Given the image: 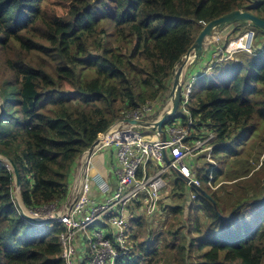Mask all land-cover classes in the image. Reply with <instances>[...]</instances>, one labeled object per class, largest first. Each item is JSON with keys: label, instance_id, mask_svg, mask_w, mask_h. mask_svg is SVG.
<instances>
[{"label": "trees", "instance_id": "trees-1", "mask_svg": "<svg viewBox=\"0 0 264 264\" xmlns=\"http://www.w3.org/2000/svg\"><path fill=\"white\" fill-rule=\"evenodd\" d=\"M238 9L264 19V0H0V72L7 76L0 88V156L17 165L24 204L67 200L94 141L147 101L165 104L177 67L205 24ZM235 24L241 35V26H253L263 47L232 59L209 50L189 67L210 68L195 83L189 109L198 132L217 134L215 181L246 151L244 137L264 147V30ZM188 117L179 108L170 123ZM8 166L0 158V264H66L60 242L66 226H40L20 211ZM209 166L199 169L196 199L180 183L181 202L165 197L162 203L163 214L188 216V238L168 231L175 243L158 242L162 234L150 235L156 219H142L129 206L135 248L117 264H264V162L241 182L224 185L222 191H232L224 199L208 184ZM197 202L206 223L192 218Z\"/></svg>", "mask_w": 264, "mask_h": 264}, {"label": "built area", "instance_id": "built-area-1", "mask_svg": "<svg viewBox=\"0 0 264 264\" xmlns=\"http://www.w3.org/2000/svg\"><path fill=\"white\" fill-rule=\"evenodd\" d=\"M250 37H253L252 31L238 39V41L245 40L242 46L232 42L226 48L227 57H232L233 53L239 49L248 48L249 51H252L250 48L253 40L249 42ZM195 80L196 77H193L183 90L180 107L189 114L186 123L168 122L163 128V132L156 130L155 137L135 130V126H144L132 123L129 121L130 119L145 120L147 115L157 111L158 103L147 101L140 107L127 112L116 131L104 139L98 150L111 147L113 144L119 148L118 163L114 166V173L118 179L117 189L113 195L107 196L103 201L95 199L91 194L94 179L88 171L80 196L70 210V202L67 200L61 203H47L37 208H28L24 202H20L21 206H18L23 214H28L38 220L51 218V222L62 223L66 226V229L60 233L62 257L66 264H80L76 239L80 235L84 238V232L93 225H96V230L94 232L95 239L91 241V259L85 264H117L118 260L130 254L131 250L135 248L136 228L129 224L128 203L140 201L138 211L146 213L151 219L156 213L157 216L162 215V203L164 198L168 197L169 192L165 189L174 186L171 179L174 174H180L190 187L202 185L194 166L188 170L187 160L189 158L203 157L211 163L209 184L212 185L214 170L218 166V162L213 159L214 141L217 135L213 130L198 132L194 128L195 120L189 105ZM170 103L169 98L164 105L165 110ZM159 117L153 119L152 122H155ZM194 134L198 135L193 137ZM83 162L84 157L82 156L71 190ZM140 171H143L144 174L141 178L139 177ZM143 203L146 204L144 210L140 209L143 207ZM57 204L62 207L58 208ZM101 222H107L108 228ZM37 224L44 226L46 223ZM110 231L114 233L112 238L109 236ZM87 251L89 252L88 249Z\"/></svg>", "mask_w": 264, "mask_h": 264}, {"label": "rangeland", "instance_id": "rangeland-1", "mask_svg": "<svg viewBox=\"0 0 264 264\" xmlns=\"http://www.w3.org/2000/svg\"><path fill=\"white\" fill-rule=\"evenodd\" d=\"M235 23H237V22H235ZM235 23L227 25L226 28H224L223 30H220V32H222V31L227 32L226 35L217 36V32L218 31H216L212 36H210L211 37L210 38V42L206 41V45H205L206 51L202 55L201 59H203L205 57V55L208 53L207 51H209V50L214 52V57H216L215 56V52L217 50H218V52H220L221 48L225 49L226 46L229 45L232 40L237 38V34H238V36H242L241 32H235L234 33L233 29L236 26ZM240 28H241V31L243 29H245V32H247L249 30L253 32V37L252 38L250 37L251 39L249 40V42H252V40H253V42L251 43V48H250L251 50L253 48H258L259 49V48L263 47L262 46L263 42H262V40L260 41L261 37L259 39L257 38L258 34L256 33L255 28L253 26H249V25L248 26H241ZM249 32H247V33H249ZM230 33L232 35L229 36L230 37L229 38L227 36ZM262 37L264 38V36H262ZM228 38H229V40H227ZM219 48H220V50H219ZM243 50H246L249 53H252V52L249 51L248 48L247 49L244 48ZM234 55H235V53H234ZM192 57H193V55H192ZM41 58H44V57L41 56L40 59ZM222 59H223V55H222ZM190 63L191 64H189V66L186 67L187 68L186 69L187 73L190 70L189 67L192 65V61H190ZM184 64H183V66H184ZM180 67H181V65L179 66V68ZM203 71H204V65L203 66L198 65L194 69H192L189 72L187 78L185 79L184 89L192 81V78L194 77L195 74H200ZM184 74H185V72H184ZM5 78H7V76L4 73L0 72V88H1L2 82L5 80ZM153 102L154 103L155 102L158 103L157 104L158 111H155L154 113L147 115L146 118H145L146 121H152L156 117H159L161 114H163V112L165 111V109H164L165 106L161 107V106H163V105H161L162 103L157 102V100H154ZM1 104H3V101H2V99L0 97V106H1ZM178 121L179 120H177L176 122H178ZM179 122H181V121H179ZM134 129L135 130H139L141 132H146V131L149 130V128L147 129L146 127H140V126H135ZM245 138L246 137H244L242 139V141L246 140V144H244V146H243V147L247 148L246 151L244 153H242L240 156H234L232 159H230V163L226 166L224 174L221 175L219 180H217L214 185L213 184H212V186L210 185L211 189L214 192L217 191L219 193V196H221V198H223V199L227 195H230V193L232 192L231 191L230 193L226 194V191H222L221 188L224 185L230 184V183L237 184V183L241 182V180L243 178L242 177L243 175L249 174V173L253 172L254 169H259L263 165V162H264V147L261 146L258 143V141L252 142L250 138H246V139ZM109 149H111L115 153L116 159L118 160L117 153H118L119 148L115 144H113ZM103 151H104V149H102L99 152L96 151L94 153V155L92 156V158L90 160V164H89V172H90V174L94 173V171H95L94 168L96 170L98 169L97 166H99L102 169H104V161H105L106 158H108V156L106 154H110V151L106 152L105 154H104ZM199 159H202L203 162H206L203 157H199ZM191 161L195 162V160L193 158H189L187 160L188 170L191 169V166L193 167V165H191ZM6 162L9 163V161H7V160H6ZM76 172H77V170H76ZM238 178H240V179H238ZM168 188H166L165 191L168 190ZM116 189H117V185H116L115 190L110 192L107 196L113 195L114 192L116 191ZM179 196H180V192H177L175 190L174 203H176V201L181 202V198H178ZM187 196H188V194H187ZM263 196L260 198V201L263 199ZM14 197L16 198V201L22 202V196H21L20 190L17 189L16 186L14 187ZM193 199H196V195H194ZM185 201H186V199L182 198V202H185ZM229 202H231V201H229ZM136 203H138V201H135V202H133L131 204L128 203L127 207L129 208V206H132V208L136 209V208H138V205ZM176 204H178V203H176ZM199 205L200 204L197 202L192 207V211L191 212L195 214L194 216H192V218L199 219L198 223L199 222L206 223L208 215L203 209H199ZM57 206H58V208L62 207L61 205H58V204H57ZM145 208H146V204L143 203V207H141L140 209L144 210ZM186 209H187V207L184 209V206H183V210H185V214L187 215L189 212L186 211ZM139 212L141 214V218L142 219H146L147 218V214L146 213H141V211H139ZM152 217H153V219H156L155 222L153 221V227H152V228H154L155 233L154 234L150 233V235L151 236H159V235L162 234V236L158 240V242H160L163 237H168L167 241H172L173 243H175L176 239L173 237V234H170L168 231H170L172 233V232H175L177 230V232H179V239L180 240H185V238H188L189 230H190L189 227H188V222H191L190 219H187L188 216H186V217L184 216L183 217V214L182 215L170 214L169 216H167L166 214H162V215H158L157 216V213H156ZM146 222H147V220H146ZM184 225H186V227H184ZM191 226H193V225H191ZM194 227H195V225H194ZM95 230H96V225H93V226H91L89 229H87L84 232V242L86 243L85 247H86V249L89 250L88 255L86 256V260L87 261H90V259H91V253H90L91 241L95 239V234H94ZM156 231H157V233H156ZM186 242H187V240H186ZM160 247H161V249H162V247L165 248L163 246V242L160 244ZM159 252H162V250H159ZM197 252L198 251H195L194 256L197 255Z\"/></svg>", "mask_w": 264, "mask_h": 264}, {"label": "water", "instance_id": "water-1", "mask_svg": "<svg viewBox=\"0 0 264 264\" xmlns=\"http://www.w3.org/2000/svg\"><path fill=\"white\" fill-rule=\"evenodd\" d=\"M239 21L251 22L253 25L260 27L261 29L264 30V19L263 18L255 15V14H253L247 10H242V9H238V10H234L232 12H229V13L207 23L204 26V28L202 29V31L200 32V34L197 37V40L193 44L192 48L188 51V53L182 59L183 62L180 64L181 67L180 68L178 67L176 72H175V75L173 78L172 89H171V92L169 94L171 104L164 111L163 115L160 116L157 120H155V122H150V121H146V120H133V119H130L129 121L132 123H135V124H140L144 127H152L155 130H159V131L163 132L164 131L163 127L166 124V122L169 121L177 113L178 109L180 108V104L182 101V91H183L182 79L184 76V72L186 73V69H187L186 67L189 64H191L190 61H192V64H194L202 57L203 52L206 50L205 49L206 48L205 47L206 40H208V38H210V36H212L216 31H218L219 29H221L227 25L234 24L235 22H239ZM192 55H193V58H191ZM183 64H184V66H183ZM3 108H4V104H1V106H0V118L3 116ZM120 123H121V120L112 124L103 134H101L94 141V143L89 147V149L83 154L84 162H83V164L79 170V173L77 174V177L75 180V185H74L73 189L71 190V193L69 194V196L67 198V201L70 202L69 210L75 204L76 200L80 196V193L82 191V188H83V185L85 182L86 175L88 174V171H89V164H90V160H91L92 156L98 150V148L101 147L104 139L107 136H109L111 133L116 131V129L118 128ZM0 158H3L4 160L9 161V164H10L9 167L14 171L15 186L17 187V189H19L21 191L20 172H19L17 165L14 163L13 160H11L9 158H4L1 156H0ZM261 202H264V196H263V199L261 200ZM17 203L19 206H21V203L19 201H17ZM22 203H23V201H22ZM25 216L28 219H30L36 223H40V222L49 223L52 221L51 218H48L45 220H38L37 218L32 217L28 214H25Z\"/></svg>", "mask_w": 264, "mask_h": 264}, {"label": "crops", "instance_id": "crops-1", "mask_svg": "<svg viewBox=\"0 0 264 264\" xmlns=\"http://www.w3.org/2000/svg\"><path fill=\"white\" fill-rule=\"evenodd\" d=\"M227 34V32L222 31L220 33V35H224ZM259 41V40H258ZM257 41V42H258ZM255 47V46H254ZM223 49V48H221ZM169 99V98H168ZM167 102V101H166ZM166 104V103H165ZM165 104H161L164 107ZM166 108V107H165ZM164 108V109H165ZM158 111V108H157ZM172 119V118H171ZM171 119L169 121H171ZM166 126V124L164 125V127ZM163 127V128H164ZM147 129L149 128L148 131L144 132L145 134L155 137L157 135L156 130L151 129L152 127H146ZM110 147H104L101 148L99 151H101L102 149H104V154L108 151H110V154H106L108 156V158L105 159L104 161V169H102L101 167L97 166V170L94 168V173L93 175V183H92V189H91V194L92 196H94L95 199L103 201L106 199L107 195L114 191L117 185V177L114 173V166L118 163V160L116 159V155L115 153L109 149ZM194 161H191V165L194 166V169H196L197 173H198V167L201 166L200 162L202 163V160L199 159H194ZM176 178L180 181V175L177 174ZM178 181V182H179ZM107 189V190H105ZM188 189V187H187ZM85 242H84V238L82 235H80L77 239H76V245L78 247L79 250V257H80V264H85L86 260V256L88 255V251L85 247Z\"/></svg>", "mask_w": 264, "mask_h": 264}, {"label": "clouds", "instance_id": "clouds-1", "mask_svg": "<svg viewBox=\"0 0 264 264\" xmlns=\"http://www.w3.org/2000/svg\"><path fill=\"white\" fill-rule=\"evenodd\" d=\"M249 23H251V22H249ZM252 24V23H251ZM206 25V24H205ZM227 26H225V27H223V28H221V29H219L218 30V32H217V36H219L220 35V30H223L224 28H226ZM250 31V30H249ZM248 32V31H247ZM247 32H245V33H243L242 34V36H244ZM224 35H226V34H224ZM223 35V36H224ZM241 36H238L237 35V38L236 39H234V40H232L231 42H230V44L232 43V42H237L238 41V39L240 38ZM207 41V40H206ZM229 44V45H230ZM229 45H227L226 46V48L229 46ZM226 48L225 49H223L222 50V55H223V58L224 59H232L233 57H234V53H236V52H239V51H246V50H243V49H239V50H237V51H235L234 53H233V55H232V57H230V58H228L227 57V52H226ZM206 51V50H205ZM248 52V51H247ZM250 52H254V48L252 49V51H250ZM189 66V65H188ZM178 67H179V65H178ZM177 67V68H178ZM205 68L206 67H204V70H205ZM209 67H208V69L206 70V71H203L202 73H204V72H208L209 71ZM202 73H200V74H195L194 75V77H196V80H195V82H193V90H194V85H195V83L197 82V80L201 77V74ZM187 76H188V73H187V70H186V73L184 74V76H183V79H182V88H183V90H184V82H185V79L187 78ZM171 92V91H170ZM182 98H183V91H182ZM182 102V101H181ZM171 104V103H170ZM181 105V104H180ZM181 108V107H180ZM194 118V117H193ZM124 118L122 117L120 120H123ZM194 120H195V118H194ZM119 121V120H118ZM150 122H152V121H150ZM168 122H170V121H167L166 123H168ZM194 128H195V122H194ZM202 132H206V131H210V130H204V129H202L201 130ZM214 131V130H213ZM216 133V132H215ZM217 135V134H216ZM217 140V137L215 138V141ZM215 141H214V145H215ZM214 150H215V146H214ZM197 159H199V157L197 158ZM213 159H215V157H214V151H213ZM199 160H202V159H199ZM216 160V159H215ZM206 161V160H205ZM217 161V160H216ZM206 163L207 164H209V165H211V163H209L208 161H206ZM200 165L201 166H199L198 167V172H199V169L200 168H202L203 167V165H204V162H203V160H202V163L200 162ZM9 167V166H8ZM10 168V167H9ZM209 172H210V169H209ZM179 175V174H178ZM208 175H209V173H208ZM176 176H177V174H174V176L173 177H171V179H172V182L174 183V186L172 187H170V188H168V197L169 198H173V199H175V190L177 189V187H178V185L180 184V183H184V187H188V189H187V193L186 194H190L191 195V197H193L194 195H196L195 194V192H194V188H200L201 186H192V187H190V186H188V184L185 182V179L180 175V181L179 182H177V178H176ZM199 176V175H198ZM200 178V177H199ZM176 180V181H175ZM215 177H214V181H213V185L215 184ZM208 184H209V179H208ZM210 185V184H209ZM212 186V185H211ZM23 201V200H22Z\"/></svg>", "mask_w": 264, "mask_h": 264}, {"label": "bare ground", "instance_id": "bare-ground-1", "mask_svg": "<svg viewBox=\"0 0 264 264\" xmlns=\"http://www.w3.org/2000/svg\"><path fill=\"white\" fill-rule=\"evenodd\" d=\"M211 38V37H210ZM210 38H208L207 42H210ZM245 40H240V41H237L236 43L239 45V46H242V44L244 43ZM193 58V57H191ZM107 148V147H106ZM178 181V180H177Z\"/></svg>", "mask_w": 264, "mask_h": 264}]
</instances>
